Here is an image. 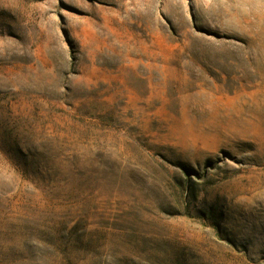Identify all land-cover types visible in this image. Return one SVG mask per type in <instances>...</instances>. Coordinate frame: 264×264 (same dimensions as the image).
Masks as SVG:
<instances>
[{
	"label": "rangeland",
	"instance_id": "374dc122",
	"mask_svg": "<svg viewBox=\"0 0 264 264\" xmlns=\"http://www.w3.org/2000/svg\"><path fill=\"white\" fill-rule=\"evenodd\" d=\"M0 264H264V0H0Z\"/></svg>",
	"mask_w": 264,
	"mask_h": 264
}]
</instances>
